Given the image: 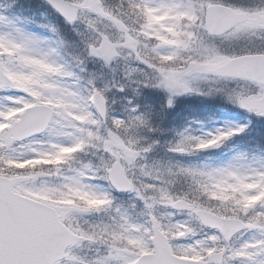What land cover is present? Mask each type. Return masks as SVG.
<instances>
[{"label": "snow or ice", "instance_id": "snow-or-ice-1", "mask_svg": "<svg viewBox=\"0 0 264 264\" xmlns=\"http://www.w3.org/2000/svg\"><path fill=\"white\" fill-rule=\"evenodd\" d=\"M0 264H264V0H0Z\"/></svg>", "mask_w": 264, "mask_h": 264}]
</instances>
